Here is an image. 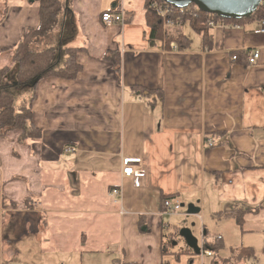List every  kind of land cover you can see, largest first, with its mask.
Wrapping results in <instances>:
<instances>
[{"label": "crops", "instance_id": "crops-1", "mask_svg": "<svg viewBox=\"0 0 264 264\" xmlns=\"http://www.w3.org/2000/svg\"><path fill=\"white\" fill-rule=\"evenodd\" d=\"M63 1L61 27L49 44L58 52L80 48L81 70L71 80L46 77L35 86L12 87H29L42 137L18 142L17 131L0 135V264L13 255L23 264H53V258L95 264L90 255L100 253L107 264H163L165 218L171 217L162 207L166 196L197 206L199 216H224L221 221L228 219L226 210L260 207L245 217L246 230L247 221L264 213L259 22L209 26L204 43L202 34L182 26L188 45L178 49L150 38L144 0ZM112 8L122 9L125 22L107 28L100 14ZM38 23L37 2L0 0V68ZM250 50L259 51L253 64ZM24 95L19 92V101L29 98ZM123 157L141 158L140 185L122 177ZM113 187H120L119 197ZM224 263L234 261L215 257L211 264Z\"/></svg>", "mask_w": 264, "mask_h": 264}, {"label": "trees", "instance_id": "trees-1", "mask_svg": "<svg viewBox=\"0 0 264 264\" xmlns=\"http://www.w3.org/2000/svg\"><path fill=\"white\" fill-rule=\"evenodd\" d=\"M38 3L39 8V23L36 27L28 28L17 45L13 48V58L10 64L0 68V135H5L11 131L19 132L18 142L27 139L39 140L42 137L40 128L35 127L32 119L31 102L33 96L27 99H22L16 102L12 87L35 86L38 81L46 77H59L62 79L71 80L76 77L81 70V65L77 62L76 56L80 48L66 47L63 50H56L51 47L49 40L55 31L61 27L62 15L66 10V4L63 0H32ZM166 5L163 0H144L145 20L149 26L150 38H158L159 24L161 20L156 13L157 5ZM178 15L182 18L183 25L189 23L191 28L202 34V42L205 40L206 30L209 27L207 20L213 18L221 19L225 22L237 24L244 20H256L260 22L264 20V0H261L256 10L248 18L242 19H226L215 14H208L199 10L194 4H189L182 10L174 8ZM182 25V26H183ZM180 29H173L170 33H166L162 37V41L166 46L176 48H185L188 45V38ZM160 38V37H159ZM161 39V38H160ZM165 39V40H164ZM203 42V43H204ZM113 58V55H112ZM112 64L115 70L119 68L118 59H112ZM15 67L13 78L8 81V77ZM168 197L162 198L163 202ZM260 207L244 208L239 206L234 209H229L224 212L225 216L231 217L234 222L243 230L245 217L248 214H257ZM178 235V232H177ZM206 235V234H205ZM204 235V236H205ZM163 237L166 235L163 234ZM264 237V232H263ZM220 238L212 242H207L203 239L202 248L211 252V258L217 257V250L220 247ZM163 247L165 243L162 242ZM189 251V252H188ZM236 251L235 260L241 262L244 260L255 259L254 250L252 247H239ZM232 251V252H233ZM181 252L194 253L193 249L189 248L185 243V248ZM167 252H162L165 255ZM113 260L111 264H115ZM122 264H138L136 262H123ZM165 264V262H163Z\"/></svg>", "mask_w": 264, "mask_h": 264}, {"label": "rangeland", "instance_id": "rangeland-1", "mask_svg": "<svg viewBox=\"0 0 264 264\" xmlns=\"http://www.w3.org/2000/svg\"><path fill=\"white\" fill-rule=\"evenodd\" d=\"M168 15H170L169 20L170 22L172 20L173 24H169L170 22L168 23L167 19L162 20V17L159 16L161 20L157 35L159 40H162V37L164 38L166 33H170L175 28L180 29L177 27L183 25L182 18L178 15V12L173 10ZM183 31L185 33L191 32L188 22L183 25ZM164 47L168 46L164 45ZM28 88L24 89L23 91L12 90L16 95V102L19 101V92L20 94H25L23 98L29 97L30 93ZM181 205L182 206L179 210V214H174L171 215V217L165 218L166 223L169 224V228L166 230V232H168L165 234L166 237H163L165 246L163 247L162 245L161 249L162 252L163 250L164 253L167 252L164 255V262L170 261V258H173L181 261L185 260L187 262L186 264H202L203 261L204 264H211L213 259L207 256H203L202 254L203 239H205L207 242H212L215 241V237L217 235H220L222 240L221 242H219L220 247L218 248L216 254L218 259L223 260V262H226L229 259L235 260L234 254L236 255V251H233L231 253L230 249L249 245L248 247L253 248L255 256V263L252 260L249 261L251 262L250 264H264V237L263 231L260 232V229L264 228V213L259 215L255 222L250 223L249 221H247L245 224L246 230L244 229V226L242 230L231 217H228V219L221 221L222 219H224V216H215L206 212L202 216H199L198 214H187V206H185L184 204ZM182 228L190 229L193 236L197 239V244L201 249L199 254L181 252L185 248V242L183 238L179 236V234L177 235V232H179V230ZM203 230L206 231L205 236H202ZM242 243H244V245H242ZM115 255L116 254L113 252L108 256H113V258H115ZM90 256L96 259L95 264H107V261L102 259L103 257L107 258V256L103 255L102 253H100L99 255L92 254ZM201 258H203L204 260L202 261ZM24 260L28 261L27 258H24ZM52 261L53 264H73L74 262V260L72 259L66 262V260H55V258H53ZM43 263L47 262L43 261ZM236 263L238 262L234 261L233 264ZM8 264H23V260L17 255H13L11 257L10 263ZM90 264L92 263L90 262Z\"/></svg>", "mask_w": 264, "mask_h": 264}, {"label": "built area", "instance_id": "built-area-1", "mask_svg": "<svg viewBox=\"0 0 264 264\" xmlns=\"http://www.w3.org/2000/svg\"><path fill=\"white\" fill-rule=\"evenodd\" d=\"M175 7L167 4L166 5H157L156 13L162 17V20L167 19V22H170V18L168 15L171 11L175 10ZM179 10H182L179 9ZM100 20L103 25L107 28H111L114 26H122L125 22V15L122 9L120 8H112L105 11H102L100 14ZM169 24H173V21ZM226 22L221 19H213L209 18L207 20V25L210 27L214 26H224ZM259 32L264 33V20L259 22ZM232 58L235 60L237 58V54H233ZM259 58V51L258 50H250L247 51V61L249 64L255 63ZM204 143L207 146L214 145V140L212 138H205ZM74 150L72 147H67L64 149L65 152H69ZM142 160L139 157H123L121 160V175L125 178H133L136 182H139V185L142 183V180L145 178L144 169L141 167ZM138 184V183H137ZM121 193L120 187H113L111 189V194L119 197ZM164 206V213L168 216L177 214L181 208V203L172 198H167L163 202ZM216 239H219L220 236H216ZM201 250V249H200ZM203 256L210 257L212 254L210 251L202 248Z\"/></svg>", "mask_w": 264, "mask_h": 264}, {"label": "water", "instance_id": "water-1", "mask_svg": "<svg viewBox=\"0 0 264 264\" xmlns=\"http://www.w3.org/2000/svg\"><path fill=\"white\" fill-rule=\"evenodd\" d=\"M32 2V0H30ZM178 9L194 4L199 10L208 14H215L226 19L248 18L253 14L261 0H163ZM199 208L193 204L187 205V214H197ZM186 245L193 249L196 254L200 253L197 239L190 229L182 228L178 232ZM204 234H206L204 232Z\"/></svg>", "mask_w": 264, "mask_h": 264}]
</instances>
